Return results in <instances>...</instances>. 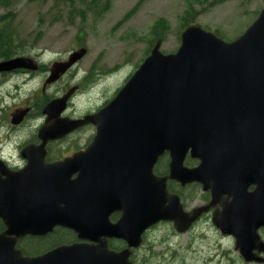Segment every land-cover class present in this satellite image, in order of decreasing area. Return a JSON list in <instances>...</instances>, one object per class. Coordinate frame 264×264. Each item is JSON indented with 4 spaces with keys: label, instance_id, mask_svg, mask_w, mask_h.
Wrapping results in <instances>:
<instances>
[{
    "label": "water",
    "instance_id": "1",
    "mask_svg": "<svg viewBox=\"0 0 264 264\" xmlns=\"http://www.w3.org/2000/svg\"><path fill=\"white\" fill-rule=\"evenodd\" d=\"M160 46L157 40L114 98L96 113L77 120L61 118L71 93L44 107L46 137L58 140L88 125L95 128V135L85 152L55 165L70 167L76 179L69 181V174L52 171L56 175L49 177L48 191L41 189L47 194L24 196L17 174L0 181V221L5 226L0 233V264H128V250L109 252L105 243L61 247L35 258L22 257L16 243L54 225L74 231L80 239L97 241L102 235L121 239L128 249L139 248L141 235L159 222H172L177 232H185L206 209L194 210L191 217L183 214L178 199L166 189L167 180L199 182L204 191H211L212 203L226 191L235 193L233 198H245L246 209L232 207L230 212L223 205L213 222L222 233L234 236L236 249L250 261L244 249L256 229L264 227V9L233 41L194 22L181 32L174 53L164 54ZM85 53L79 48L65 61L54 62L44 86L57 82ZM17 69L35 70L37 63L24 56L0 62V72ZM23 115L24 111L16 113L13 123ZM256 116L262 124L257 123L254 137V127L242 122L252 123ZM251 142L253 147L247 145ZM188 151L200 162L192 170L182 168ZM164 152L170 157L169 175L156 177L153 168ZM248 160L258 171L241 180L238 169L248 168ZM245 180L255 186L248 195ZM56 200L65 207L58 208ZM32 211L39 217L34 228L28 224ZM113 212L121 217L110 225L107 217Z\"/></svg>",
    "mask_w": 264,
    "mask_h": 264
},
{
    "label": "rangeland",
    "instance_id": "2",
    "mask_svg": "<svg viewBox=\"0 0 264 264\" xmlns=\"http://www.w3.org/2000/svg\"><path fill=\"white\" fill-rule=\"evenodd\" d=\"M8 9L0 7V17L10 13L14 35L23 40L24 56L37 57L43 65L66 60L67 56L85 48L84 57L74 67L77 77L41 91L42 82H20L19 91L2 86L5 110L1 122H7L9 112L26 103L31 97L39 100L47 93L59 97L79 83L81 76L93 69L94 81L74 92L71 114L93 113L110 101L118 89L137 70L147 57L148 42L153 39L152 27L164 20L167 30L161 39L160 50L174 53L180 45V19L183 13L193 9L201 12L195 22L202 29L217 31L226 42L239 37L264 9V0H227L209 8L199 0H9ZM158 39H155V42ZM155 44V43H154ZM18 93V95H17ZM14 98V99H13ZM10 135V134H9ZM7 130L0 128V142H7ZM167 236L157 243L151 259L147 250L141 251L143 263L156 264H202L201 258L181 255L176 247L177 239ZM160 239V233L155 237ZM203 243H195L194 248ZM174 252L175 257L172 256ZM183 253V252H182ZM147 256V259L145 258ZM146 259V260H145Z\"/></svg>",
    "mask_w": 264,
    "mask_h": 264
},
{
    "label": "flooded vegetation",
    "instance_id": "3",
    "mask_svg": "<svg viewBox=\"0 0 264 264\" xmlns=\"http://www.w3.org/2000/svg\"><path fill=\"white\" fill-rule=\"evenodd\" d=\"M31 58L35 59L38 65L35 70L17 69L10 72H0V114L5 110L4 101L1 95L3 85H10V87H14V89L19 91L18 83H28L40 80L42 82L41 91L44 93L56 84H52V86H44V82L49 74V66L40 63L37 57ZM0 61L3 60L0 59ZM77 75L76 68H73L58 82L64 81L65 78L77 77ZM88 76L89 73L83 75V77L81 76V79L79 80L81 84L75 85L68 91H62V95L67 92L74 93L75 91L78 92L84 90L81 85L83 81H86ZM35 98L36 96L31 97L23 105L13 108L7 115V122L5 124L1 122L0 118V128L4 127L7 130V134H10L6 137L8 138L7 142H0V181H4L8 174H17L21 193L28 197H34L35 193L38 194L42 192L41 189L48 191V179L51 175H56L50 174L52 171L59 174L58 176L66 177V175L69 174V181L76 179L77 174H71L70 167L67 166L68 168L56 169L55 165L62 163L65 159L70 158L75 153L85 152L95 135V128L93 126H84L58 140H52L46 137L42 133L43 126L46 123V116L43 114V109L48 103L57 97L55 95L50 96L47 93V95L39 100L35 101ZM72 98L73 95L67 103L66 112L61 115L63 118L73 120L91 114L86 113L83 116L71 114L70 110L73 106ZM21 111H24L21 121H19L18 124H14L13 116ZM245 117L247 119L251 118L246 114ZM256 118L258 120H252V123L247 121L242 122L246 126L249 125L250 127H254L252 133L254 137L257 136V123L260 122L262 124V119L258 116H256ZM242 130L244 131V129ZM244 132L248 133L246 130ZM247 145L253 147L254 143L251 142ZM256 146L261 148L262 144L256 142ZM199 163V160L192 158L191 152L188 151L184 156L182 168L192 170L197 168ZM169 165V154L164 152L153 168L154 175L156 177H167L169 175ZM243 166L246 167V164L244 163ZM49 167L51 168L49 169ZM247 167L248 168L239 167L236 175L239 179L242 180L243 177L252 175L255 171H258L254 168L251 160H248ZM244 182V193L248 195L254 191L255 186L248 184L247 180ZM166 189L169 195L175 196L178 199L182 213L188 217H191L193 211L196 209H206V211L195 221L187 226L185 232H177L172 222H159L148 228L141 235L142 244L139 248L128 249L126 243L121 239L108 238L103 235L99 237L97 241L87 238L80 239L74 231L61 225H54L51 227L50 231H46L41 235L35 236L26 234L20 237L17 240L16 248L20 251L22 257L35 258L61 247H71L75 245L96 247L100 243H105L109 252L121 253L128 250V264H156L151 260L148 261V259H151L153 254H155L153 252L155 245L159 243V241L163 242L164 237H167L163 231L170 229L169 236L178 240L176 247L181 249V255H186L187 257L192 255L194 260L201 258L202 264H264V227H258L256 229V233L249 241L248 246L244 249V254L248 258H251L250 261H247L241 255L240 250L236 249V240L234 236L222 233L213 222V217L218 219L219 214L223 209V205L228 207V211L230 212L232 207L239 208L240 212L241 209H246L248 201L245 198H233L232 194L235 193L226 191L220 196L219 200L212 203L211 191H204L202 185L197 181L181 184L180 182L167 180ZM42 193L47 194L44 192ZM49 194L50 201L52 193L49 191ZM55 204H57L58 208L65 207V204H62L60 200H56ZM28 215L31 216L32 220L28 224L32 225V228H34L35 225H39V217L35 214V211H32V214ZM120 217L121 213L113 212L108 215L107 221L110 225H115ZM50 221V216L46 217L44 223L46 224L44 227L45 229L49 228ZM0 228V233L5 230V226L1 221ZM159 233L160 239L157 240L155 237ZM195 243L203 244L202 246L200 245L194 248L193 245ZM143 249H146L147 254L149 255L148 259L147 256H145L148 261L145 263L140 259L142 257L141 251ZM172 254V256L175 257L174 252H172Z\"/></svg>",
    "mask_w": 264,
    "mask_h": 264
},
{
    "label": "trees",
    "instance_id": "4",
    "mask_svg": "<svg viewBox=\"0 0 264 264\" xmlns=\"http://www.w3.org/2000/svg\"><path fill=\"white\" fill-rule=\"evenodd\" d=\"M227 0H199L201 4L207 3L209 8L218 6L224 3ZM10 6L9 0H0V7L2 9H8ZM201 12L195 11L193 9L187 10L183 13L180 19V29L183 31L189 24L195 22L197 15H200ZM167 30V24L164 20H159L152 27L151 35L153 39L148 42L149 48L146 52V56L149 54L151 48L155 43V39H164V33ZM12 29V18L10 13H5L4 16L0 17V59L8 60L16 56L24 55L23 40H20L18 36L14 35ZM214 34L223 39L224 37L220 35L217 31ZM94 72L93 69L90 70L89 76L86 81L83 82V85H88L94 81ZM1 230V228H0Z\"/></svg>",
    "mask_w": 264,
    "mask_h": 264
}]
</instances>
